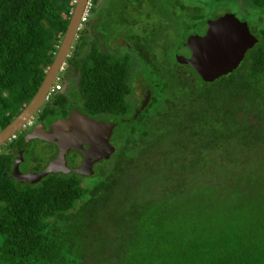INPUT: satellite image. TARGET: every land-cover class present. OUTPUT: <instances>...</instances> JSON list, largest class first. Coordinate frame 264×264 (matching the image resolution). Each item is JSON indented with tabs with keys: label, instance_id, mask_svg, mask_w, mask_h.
<instances>
[{
	"label": "trees",
	"instance_id": "obj_1",
	"mask_svg": "<svg viewBox=\"0 0 264 264\" xmlns=\"http://www.w3.org/2000/svg\"><path fill=\"white\" fill-rule=\"evenodd\" d=\"M73 2L0 0V130L40 85ZM98 2L89 0L57 76L61 86L75 72L84 108L118 122L114 151L91 175L50 173L27 184L9 171L15 149L29 143L21 133L19 144L5 141L0 264H264V24L250 28L257 41L235 69L204 82L188 64L186 26L230 11L179 5L187 15L173 50L165 25L125 15L132 53L109 55L94 37L86 46L82 32L94 22L109 31L133 6ZM245 2L264 10V0ZM105 30L113 43L118 34ZM145 89L149 100L132 118ZM58 91L36 119L65 116Z\"/></svg>",
	"mask_w": 264,
	"mask_h": 264
},
{
	"label": "water",
	"instance_id": "obj_2",
	"mask_svg": "<svg viewBox=\"0 0 264 264\" xmlns=\"http://www.w3.org/2000/svg\"><path fill=\"white\" fill-rule=\"evenodd\" d=\"M87 0H74L65 31L59 41L53 60L49 65L40 85L23 109L0 130V145L10 137L28 120L43 98L50 84L57 75L64 59L68 56L71 43L76 36L80 17ZM194 35L190 46L188 64L198 77L204 82L225 75L235 69L242 60L247 49L251 48L257 39L249 31L245 21L239 20L233 13L227 12L213 19H204L189 26ZM149 91L143 92L139 108L135 110L132 118L136 116L147 103ZM117 121L105 122L93 120L71 110L61 119L52 121L47 129L40 124L24 136V143L32 139L52 143L57 152L45 167L36 172L21 173L17 164L22 160L21 151L18 152L14 164L12 178L19 183L32 184L50 173L68 174L74 172L78 175H91L92 164L98 160L109 158L114 147L108 142L112 129ZM87 147L83 148L82 145ZM69 150L77 151L82 155L79 166L70 168L66 166L65 155Z\"/></svg>",
	"mask_w": 264,
	"mask_h": 264
},
{
	"label": "flooded vegetation",
	"instance_id": "obj_3",
	"mask_svg": "<svg viewBox=\"0 0 264 264\" xmlns=\"http://www.w3.org/2000/svg\"><path fill=\"white\" fill-rule=\"evenodd\" d=\"M96 19H95V21H96ZM197 22H199V21H197ZM96 24H97V22H96ZM96 24L94 22V25L92 26L93 28H91V26H90L89 28H86L85 31L82 32V36L84 38V42H85V45L86 46H89L90 45V40L92 39V37H94V38H96V44L98 45V48L100 50H102L103 52H105L106 54H109V55H112V54H120V55H122L125 52L132 53V48H131L132 45L129 43L130 40H128V38L126 36H125V38H123V37H121L120 33H118V35L115 37L114 42L112 43L109 40L105 39V35L103 34L105 29H104L103 25L102 24H99V27L96 28V26H97ZM193 24H195V23H193ZM189 26H191V25H187L186 26V30L191 33V31L189 30L190 29ZM140 28L141 27H137V30L138 31H141ZM80 29H81V25L78 27V30H80ZM77 31H76V33H77ZM249 31H250V29H249ZM189 49H190V47H189ZM123 50H126V51L123 52ZM74 73L75 72H71L70 74L68 73L66 75V81H65V83H63V85L60 86V89L58 91V92L64 93L65 96H66V100L67 101L63 102V110L65 111V116L64 117L60 116L61 111H57L56 110V112L53 115L51 114V116L44 117L41 120L40 119H36V117H37V115L39 113V108H40V106L43 103L42 102L38 106L37 110L34 112V114L32 116L33 119H32L31 124L28 126V128L25 131H23L21 133L23 135V137L25 136V134L28 131L30 132L32 130V128L35 125H37V124H40L44 129H47L52 121L61 120V119L65 118L69 114V112L71 110H77L80 114L85 115L87 118H90V119H93V120H102V121H105V122H111L110 120H108V118H109L108 114L99 113V112H96V111L95 112H90V111H87L84 108V105L82 104V101L77 96L76 92L73 91L74 90V88H73L74 76L76 75ZM143 92H142V97L139 100V104L136 107H134V109H133L132 115L135 112V110H137L139 108L140 102H141V100L143 98ZM149 96H150V92H149ZM51 97H52V95L48 98V100ZM133 100H134V98H133ZM148 100H149V97H148ZM135 104H136V101H135ZM141 110H139L138 113ZM113 129H112L111 134H110L109 139H108V142L110 144H111V137H112L113 131H114ZM19 138H20V136L19 137H16L15 136L11 140L12 141L14 140V142L16 144H19L18 143ZM32 141H40V140L32 139V140H30V141L27 142L29 144L28 145H25V147H23V148H16L15 149L16 155L14 157V160H15L18 152L21 151L20 155H21L22 160L19 161L18 164H17V169L21 173H26V172H31V171L36 172V171L41 170L43 167H45V165L47 164V162L49 160H51L52 158H54V156H55V154L57 152L56 151L57 148H56V146L54 144L48 143V142H44V141H40L42 143V147L45 150V156H43V157H38V156H35V157L34 156L27 157L26 155L28 153H31V152H29V148H30V145H31ZM111 145L114 147L113 144H111ZM82 147L83 148H86L87 145L86 144H83ZM76 154H79V155L76 156ZM14 160H13V164H14ZM103 160H106V159H102V161ZM81 161H82V155L79 152H77V151L69 150L68 153L65 155V163H66V166H68L70 168H74V167L79 166L80 163H81ZM100 161L101 160H98V161H96V162H94L92 164L91 169H92V172L93 173H94V170L96 169V166L98 165V163ZM13 164H12V167H11V169L9 171V173L11 175H12V172H13ZM81 176H84V175H81ZM32 184H34V183H32Z\"/></svg>",
	"mask_w": 264,
	"mask_h": 264
},
{
	"label": "rangeland",
	"instance_id": "obj_4",
	"mask_svg": "<svg viewBox=\"0 0 264 264\" xmlns=\"http://www.w3.org/2000/svg\"><path fill=\"white\" fill-rule=\"evenodd\" d=\"M132 4V8H129L128 11L124 13V16L127 15L128 19L134 16H145L151 23L165 25L164 31L166 32L168 42V46L172 47L175 41L182 36L183 24L182 22L185 20L187 15L186 11H180L179 5L184 4L185 6L198 5L201 7L203 11H207L209 13H222L226 10L232 12L238 19H242L246 22L248 28H261L264 24V10L259 7H249L250 4L245 2V0H129ZM211 1V4L210 2ZM244 2V3H242ZM99 7H101L103 0H99ZM135 6V7H134ZM203 7V8H202ZM208 7V9H207ZM96 8V9H98ZM205 8V9H204ZM93 14H91V17ZM121 17V16H120ZM119 17V21L114 25H111L108 32L109 39L114 35L120 33L121 37L125 38V36L132 35L135 33V29L129 24L127 17L125 16V20L121 21ZM94 21H95V17ZM100 21V20H98ZM104 21V20H103ZM167 21V23L165 22ZM106 22H102V25ZM129 24L130 27L127 26ZM101 25V26H102ZM93 26V25H92ZM104 27V26H103ZM128 27V28H127ZM106 34V33H105ZM104 34V35H105ZM107 37V38H108ZM167 46V47H168ZM158 50V48H157ZM126 50H123L125 52ZM167 53L170 54V50H167ZM3 144L0 145V148L3 149ZM29 152L26 156H45V150L42 147V143L40 141H32Z\"/></svg>",
	"mask_w": 264,
	"mask_h": 264
},
{
	"label": "built area",
	"instance_id": "obj_5",
	"mask_svg": "<svg viewBox=\"0 0 264 264\" xmlns=\"http://www.w3.org/2000/svg\"><path fill=\"white\" fill-rule=\"evenodd\" d=\"M89 6H90V3H89V0H87L84 10L80 17V23L85 20ZM80 23H79V26H80ZM59 89H60V84L58 83V76H55L52 84L49 86V88L47 89L45 93L44 100H47L52 94H54ZM30 123L31 121L27 120L25 124L22 126V128H24L25 126H29Z\"/></svg>",
	"mask_w": 264,
	"mask_h": 264
},
{
	"label": "clouds",
	"instance_id": "obj_6",
	"mask_svg": "<svg viewBox=\"0 0 264 264\" xmlns=\"http://www.w3.org/2000/svg\"><path fill=\"white\" fill-rule=\"evenodd\" d=\"M242 21V20H241ZM82 23V22H81ZM81 23H80V25H81ZM69 52V51H68ZM65 60V59H64ZM63 64H64V62L62 63V65L60 66V69L58 70V72H57V74L59 73V71H61V69H62V67H63ZM57 76V75H56ZM53 82V81H52ZM52 84V83H51ZM50 84V85H51ZM45 101H48V99L47 100H44V98H43V101L42 102H45ZM32 117L30 118V119H28V120H30L31 122H32ZM25 124V123H24ZM23 124V125H24ZM31 124V123H30ZM29 124V125H30ZM22 125V126H23ZM22 126L12 135V137H10V139L9 140H11V139H13L14 137H15V135L17 134V133H22L23 131H25L27 128H28V126H25L24 128H22ZM7 141V140H6Z\"/></svg>",
	"mask_w": 264,
	"mask_h": 264
}]
</instances>
